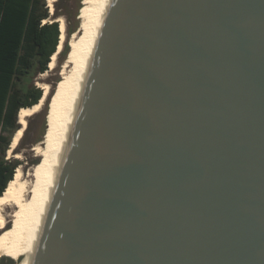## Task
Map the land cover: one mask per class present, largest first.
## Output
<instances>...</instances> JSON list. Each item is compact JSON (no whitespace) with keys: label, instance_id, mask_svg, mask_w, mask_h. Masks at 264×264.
<instances>
[{"label":"water","instance_id":"95a60500","mask_svg":"<svg viewBox=\"0 0 264 264\" xmlns=\"http://www.w3.org/2000/svg\"><path fill=\"white\" fill-rule=\"evenodd\" d=\"M33 264H264V0L107 1Z\"/></svg>","mask_w":264,"mask_h":264},{"label":"bare ground","instance_id":"6f19581e","mask_svg":"<svg viewBox=\"0 0 264 264\" xmlns=\"http://www.w3.org/2000/svg\"><path fill=\"white\" fill-rule=\"evenodd\" d=\"M107 1L83 0L84 8L80 16L79 28L72 33L69 39L70 52L61 68L51 124L43 140L33 147L43 161L32 172H24L22 165H18L13 178L0 195V232L14 221V224L2 234L0 258L4 255L13 256L15 264H33L34 262L44 230L53 180L61 162L62 150L72 123L83 76L94 50V42L98 36ZM54 2L55 0H48L50 12L54 9ZM56 21L60 28L59 43L51 56L48 70L54 67L57 55L66 40L64 18L58 16ZM41 88L43 95L39 102L19 109L17 117L21 126L8 148V153L13 152L18 145L27 126V117L38 111L43 104L49 92V85H41ZM47 124H49V119ZM19 156L15 154V157Z\"/></svg>","mask_w":264,"mask_h":264},{"label":"trees","instance_id":"16d2710c","mask_svg":"<svg viewBox=\"0 0 264 264\" xmlns=\"http://www.w3.org/2000/svg\"><path fill=\"white\" fill-rule=\"evenodd\" d=\"M46 5V0H0V195L19 165L17 160L6 158L20 127L18 111L41 99L43 90L34 84L33 78L48 69L59 43V23L46 21L49 17ZM74 31H69L67 37ZM67 37L59 52L64 59L68 52ZM54 90L55 86L47 96V122L50 109L53 112Z\"/></svg>","mask_w":264,"mask_h":264},{"label":"rangeland","instance_id":"374dc122","mask_svg":"<svg viewBox=\"0 0 264 264\" xmlns=\"http://www.w3.org/2000/svg\"><path fill=\"white\" fill-rule=\"evenodd\" d=\"M46 4H47L46 6L48 7V0H46ZM83 8H84L83 0H55L54 9L52 10V12H50L49 10L50 8L48 7L49 17L46 19V21L56 20L58 16H62L66 23V37H67V34L69 31L73 29H75L76 31L79 28V21H80V16L83 11ZM72 33H70V35H68L67 37L68 52H67L66 58L70 52L69 39ZM65 59L63 57V54H58L53 68H51L50 70H48L49 69L48 68L45 72L37 73V75L33 78L34 84L38 87H41V85L43 86L44 84L49 85L48 94L50 93L52 89H54V86H55V90L53 94L54 99L57 93V87H58V83L60 80L61 68H62V65ZM47 96L43 104L39 108V110L36 111L34 114L27 117V126L16 148H14L13 152L11 153H8V150L6 151V158L17 160L19 162V165H22L24 172H32V170H34V168L36 167H39L43 161V158L37 155L33 147L38 142L43 140L51 124V117H50V122L47 126V130L45 131L46 129L45 125L47 124L46 120H47L48 103H49V99H47ZM54 99L52 98L53 100L52 106L54 104ZM53 110H54V107H53ZM49 115L51 116L52 112H50ZM15 134H14V137H15ZM15 154H18L20 156L15 157ZM36 159H37V162L39 161L38 163L37 162L34 163ZM32 196L34 197V194ZM32 196H31V199H32ZM13 224H14V221L10 222L5 227V229L0 232V240H1L3 232L8 228V226L13 225ZM11 257L10 255H4V257L0 258V264H15L14 257L13 256Z\"/></svg>","mask_w":264,"mask_h":264}]
</instances>
